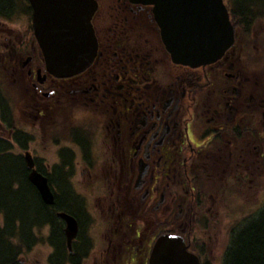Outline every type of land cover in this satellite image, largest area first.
<instances>
[{
	"label": "flooded vegetation",
	"instance_id": "obj_1",
	"mask_svg": "<svg viewBox=\"0 0 264 264\" xmlns=\"http://www.w3.org/2000/svg\"><path fill=\"white\" fill-rule=\"evenodd\" d=\"M26 14L28 26L5 31L0 52V72L18 76L24 91L20 124L0 94V133L23 142L53 190L63 252L54 237L50 264H149L167 234L183 238L206 264L217 246V233L207 235L211 224L219 231L257 219L264 210V62L251 66L232 49L206 65L174 63L150 6L98 0L93 62L57 78L44 68L31 8ZM60 180L68 205L59 200ZM234 211L245 216L235 221ZM60 212L78 226L70 248ZM44 225L51 234L52 224ZM233 236L230 227L223 260Z\"/></svg>",
	"mask_w": 264,
	"mask_h": 264
},
{
	"label": "water",
	"instance_id": "obj_2",
	"mask_svg": "<svg viewBox=\"0 0 264 264\" xmlns=\"http://www.w3.org/2000/svg\"><path fill=\"white\" fill-rule=\"evenodd\" d=\"M32 8V27L40 44L45 67L56 77H67L88 67L97 54L92 18L97 0H28ZM150 5L162 42L172 61L190 66L212 63L234 43V27L224 0H129ZM27 166L34 163L26 154ZM29 181L42 200L52 204L53 194L47 178L31 170ZM66 221L68 242L76 230L74 219ZM149 264H201L187 251L184 239L175 234L160 236Z\"/></svg>",
	"mask_w": 264,
	"mask_h": 264
},
{
	"label": "trees",
	"instance_id": "obj_3",
	"mask_svg": "<svg viewBox=\"0 0 264 264\" xmlns=\"http://www.w3.org/2000/svg\"><path fill=\"white\" fill-rule=\"evenodd\" d=\"M25 2L0 0V14L7 17L17 7L24 11ZM226 2L235 27L237 49L241 39H245V44L250 43L253 23L258 18L264 19V0ZM7 148L8 144L0 140V264H22L19 255L24 247L30 245L32 227L47 222L52 224V234L59 240L57 251L62 255V240L53 214L56 202L53 205L43 202L36 187L27 178L25 162L21 157L6 152ZM60 186L63 195L59 200L63 205H68L70 199L65 182ZM225 264H264V210L257 219L235 232Z\"/></svg>",
	"mask_w": 264,
	"mask_h": 264
},
{
	"label": "rangeland",
	"instance_id": "obj_4",
	"mask_svg": "<svg viewBox=\"0 0 264 264\" xmlns=\"http://www.w3.org/2000/svg\"><path fill=\"white\" fill-rule=\"evenodd\" d=\"M29 24V16L23 15V13L19 10L13 12L11 17L6 18L5 15L0 14V52L3 50L2 43L4 38L7 36V30L13 29L20 34V31L25 30ZM250 43L245 44V39H241L238 41L237 50L241 52L244 56L245 62L251 63V66H258L259 64L264 62V19L258 18L252 25L251 34L249 35ZM0 72V94L4 96V100L8 105L9 114L15 120V124H20L21 117V95L23 96L24 91L21 89L19 84L18 76H10V74L5 76ZM16 79L18 83H13V79ZM61 110H65L67 108L66 104H61ZM8 113V112H7ZM23 123L20 125L22 126ZM29 129L28 126H23V129ZM2 131V129L0 128ZM11 151L15 154L22 153V147L20 144L15 141L12 144ZM50 151V150H49ZM51 157V156H50ZM60 184H62V180H60ZM264 186V184H263ZM236 211V210H235ZM234 211V212H235ZM227 215H229L227 213ZM245 216V212H235L234 220L238 221L237 218H242ZM244 224H221L220 229L218 231L215 224H211V231L207 232V235H211L214 239V234L217 233V246L214 247L211 260L208 264H225V259L223 260V251L225 249L226 243L228 241V228L234 227V234L238 232L240 227ZM36 233L35 240L31 243V248L26 250L21 255V258L24 259L26 264H50L49 261L50 255L52 254V242L49 239V229L48 227H39L34 230ZM234 237V236H233ZM54 242V241H53ZM215 242V243H216Z\"/></svg>",
	"mask_w": 264,
	"mask_h": 264
}]
</instances>
